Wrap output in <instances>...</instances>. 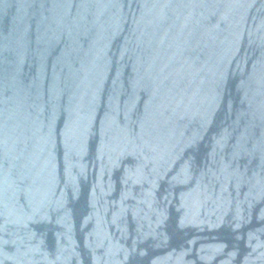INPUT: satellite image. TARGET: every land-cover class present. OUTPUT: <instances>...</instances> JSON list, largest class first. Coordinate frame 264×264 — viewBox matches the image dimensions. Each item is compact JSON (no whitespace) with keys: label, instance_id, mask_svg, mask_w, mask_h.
<instances>
[{"label":"water","instance_id":"water-1","mask_svg":"<svg viewBox=\"0 0 264 264\" xmlns=\"http://www.w3.org/2000/svg\"><path fill=\"white\" fill-rule=\"evenodd\" d=\"M0 264H264V0H0Z\"/></svg>","mask_w":264,"mask_h":264}]
</instances>
